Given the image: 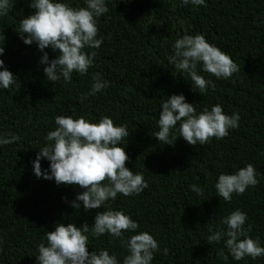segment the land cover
Here are the masks:
<instances>
[{"label": "trees", "instance_id": "1", "mask_svg": "<svg viewBox=\"0 0 264 264\" xmlns=\"http://www.w3.org/2000/svg\"><path fill=\"white\" fill-rule=\"evenodd\" d=\"M30 2L12 0L8 14L0 16L5 38L0 59L18 79L9 89L0 87V137H19L0 145V264H38V245H47L46 232L56 224L91 227L96 214L106 210L85 211L82 203L76 210L71 202L84 189L34 175L33 161L53 143L46 136L60 115L93 123L107 116L115 125L127 126L129 136L121 142L129 157L125 166L142 173L148 184L138 195L117 194L106 205L137 222L136 232L126 231L122 238L107 233L97 238L89 232V253L107 250L123 264L128 251L121 239L147 232L159 244L151 264H264V257L235 260L225 246L226 236L208 241L216 231L226 233L224 218L239 209L247 215L249 236L264 247V0H205L201 6L182 0H106L109 11L97 18L102 44L84 49L96 53L93 66L84 75L73 72L70 82L47 81L46 65L39 63L43 53L35 43H23L20 21L34 13ZM57 2L86 7L85 0ZM184 35H203L240 71L218 79L198 64V74L215 84L201 93L186 72L168 62L174 42ZM44 52L50 60L59 55L51 47ZM95 73L109 86L81 100ZM173 94H182L197 113L219 104L225 114H239V126L223 139L192 146L179 137L178 124L172 129L174 145H163L153 135L159 131L160 106ZM40 164L49 169L47 159ZM247 164L255 167L259 183L224 201L215 189L218 176ZM191 185L202 188L203 195ZM221 250L227 259L218 254Z\"/></svg>", "mask_w": 264, "mask_h": 264}, {"label": "clouds", "instance_id": "2", "mask_svg": "<svg viewBox=\"0 0 264 264\" xmlns=\"http://www.w3.org/2000/svg\"><path fill=\"white\" fill-rule=\"evenodd\" d=\"M127 2V0H125ZM86 7H71L68 3L57 0H31L29 7L34 13L20 21V35L25 45L35 43L43 53L39 63L43 68L46 80L57 82L61 78L70 82L73 72L87 74L93 66L95 52H85V48L96 49L102 44L97 39V18L107 13L106 0H85ZM184 5H205V0H182ZM13 7L12 0H0V16L7 15ZM0 40L5 38L0 35ZM0 44V55L4 53ZM51 47L59 55L49 59L44 49ZM174 55L168 62L182 72H186L201 93L215 84L198 74L197 65L202 64V71L220 79H228L240 71V67L232 58L215 45L210 44L203 35H184L173 44ZM0 87L9 89L17 82V77L4 67L0 59ZM94 83L87 96L95 95L109 86L108 81L101 80L100 74L93 75ZM240 116L237 113L227 115L221 105L204 108L197 113L196 107L186 102L185 97L173 94L160 106L159 131L153 136L163 145H174L177 137L172 129L179 124V133L187 144L204 145L212 138L223 139L229 135L230 129L239 126ZM57 127L49 131L46 144L41 148L33 161V172L37 178L53 180L59 185H77L84 189L79 193L71 206L79 210L81 203L85 211L106 209L98 212L91 227L87 223L77 227L74 223L66 226L58 223L54 230L46 232L47 245H38V264H118L115 255L107 250L88 251L87 233L100 237L107 233L114 238H122L124 232H136L139 225L122 211L106 207L109 200H115L117 194L124 196L138 195L148 187L142 173L133 172L125 165L129 159L122 141L127 140V126H117L107 116L96 123L84 117L74 119L72 116L60 115L55 118ZM172 137V138H170ZM19 140L13 133L8 138L0 137V145H9ZM49 161V169L41 168L40 160ZM50 170V171H49ZM107 181V183H105ZM259 183L257 172L252 164H247L234 174H220L215 184L219 197L230 201L233 193L242 195L249 187ZM197 195H203V189L191 185ZM246 213L239 209L232 211L224 218L226 233L216 231L208 237L209 243L219 242L226 236L225 246L232 257L239 261L245 257L256 259L264 257V247L259 239L249 236L251 226L245 228ZM128 255L123 264H151L159 244L147 232L131 235L127 240L121 239ZM168 249H164V254ZM219 255L224 256L223 250ZM227 259V256H224Z\"/></svg>", "mask_w": 264, "mask_h": 264}]
</instances>
